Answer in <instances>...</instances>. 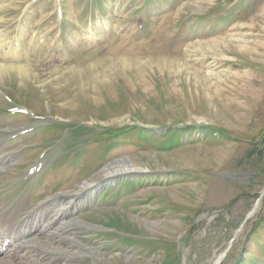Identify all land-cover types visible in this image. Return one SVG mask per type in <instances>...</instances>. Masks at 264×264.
Returning a JSON list of instances; mask_svg holds the SVG:
<instances>
[{
    "label": "rangeland",
    "instance_id": "1",
    "mask_svg": "<svg viewBox=\"0 0 264 264\" xmlns=\"http://www.w3.org/2000/svg\"><path fill=\"white\" fill-rule=\"evenodd\" d=\"M29 213L0 264H264V0H0V215Z\"/></svg>",
    "mask_w": 264,
    "mask_h": 264
},
{
    "label": "bare ground",
    "instance_id": "2",
    "mask_svg": "<svg viewBox=\"0 0 264 264\" xmlns=\"http://www.w3.org/2000/svg\"><path fill=\"white\" fill-rule=\"evenodd\" d=\"M17 69H20V68H17ZM21 71V70H20ZM124 166H128V167H126V168H124ZM119 167H121V169L122 170H119V171H125V170H128V171H131V170H133V168L132 167H134V164L131 162V161H129V160H126V161H124V162H121V164H120V166ZM124 168V169H123ZM135 170V169H134ZM115 171H109V172H107L106 173V175H111L112 173H114ZM107 177V176H106ZM88 185H90V183H87V184H85V187H87ZM2 216H4V215H2ZM1 216V217H2ZM6 218V217H5ZM40 219H42V217L40 216L39 217ZM6 223H7V225H9V224H12V226H10L9 228H7V229H4L3 231L4 232H6L5 233V236L4 237H2V233L0 232V262H1V257L3 256V255H5V253H8V251H9V249H10V247H11V245H13V240L14 239H12V238H14V236L15 235H13V233H14V231L17 229V231H15V234L17 233V232H19L18 230H21V231H23V230H25V229H28L29 227H30V225H31V223H29L28 222V218L25 216L24 218H23V220L21 221V224L19 225V227L18 228H15V226H13V223L11 222V223H9L8 221H6ZM1 224V223H0ZM1 225H3V224H1ZM27 232H29V230L27 231ZM29 237V236H28ZM6 239H8L9 240V242L8 243H6V248H3V243H4V241L6 240ZM12 242V243H11ZM20 244V243H19ZM18 244V245H19ZM26 244V243H25ZM24 245V244H23ZM26 246H27V244H26ZM14 247V246H13ZM14 249V253L16 254V253H19L18 252V249L16 248V247H14L13 248ZM6 256V255H5ZM16 256V255H15ZM11 260H13V259H11Z\"/></svg>",
    "mask_w": 264,
    "mask_h": 264
},
{
    "label": "water",
    "instance_id": "3",
    "mask_svg": "<svg viewBox=\"0 0 264 264\" xmlns=\"http://www.w3.org/2000/svg\"><path fill=\"white\" fill-rule=\"evenodd\" d=\"M221 257H222V254H220V256L218 257V261L221 259ZM218 263V262H217ZM216 264V263H215Z\"/></svg>",
    "mask_w": 264,
    "mask_h": 264
}]
</instances>
